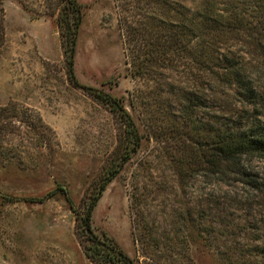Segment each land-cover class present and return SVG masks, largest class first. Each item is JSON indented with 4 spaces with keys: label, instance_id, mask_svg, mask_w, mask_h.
<instances>
[{
    "label": "rangeland",
    "instance_id": "rangeland-1",
    "mask_svg": "<svg viewBox=\"0 0 264 264\" xmlns=\"http://www.w3.org/2000/svg\"><path fill=\"white\" fill-rule=\"evenodd\" d=\"M2 1L0 264H95L70 207L81 211L95 195L94 231L113 238L136 264H226L229 247L244 250L241 263H264L250 256L252 246L264 244L253 239L254 227L244 232L236 225L255 223L258 213L233 206L222 214L215 209L217 221L212 214L195 218L198 209L211 208L203 183L182 185L149 136L145 106L133 98L146 87L129 75L117 0H77L83 6L74 55L79 85L68 77L57 23L64 1ZM87 88L123 98L142 136L102 191L119 160L124 124ZM192 212L184 227L182 216Z\"/></svg>",
    "mask_w": 264,
    "mask_h": 264
},
{
    "label": "trees",
    "instance_id": "trees-1",
    "mask_svg": "<svg viewBox=\"0 0 264 264\" xmlns=\"http://www.w3.org/2000/svg\"><path fill=\"white\" fill-rule=\"evenodd\" d=\"M63 1L57 23L68 77L79 85L74 55L83 6ZM117 3L129 75L146 87L133 98L145 106L149 136L163 148L179 182L186 187L203 183L211 204L209 211L198 209L195 218L203 221L212 214L217 221L215 209L222 214L233 206L258 213L255 223L236 225L244 232L254 227L253 239L264 242V0ZM1 33L0 25V38ZM87 89L124 124L119 160L109 167L102 191L138 150L142 136L123 98ZM98 198L93 196L81 211L70 204L86 255L95 264H136L113 238L94 231ZM193 214L182 216L184 227ZM228 249L226 264H245L237 260L244 259V250ZM250 256L264 260V244L252 246Z\"/></svg>",
    "mask_w": 264,
    "mask_h": 264
}]
</instances>
